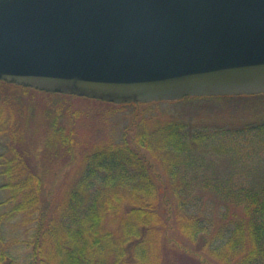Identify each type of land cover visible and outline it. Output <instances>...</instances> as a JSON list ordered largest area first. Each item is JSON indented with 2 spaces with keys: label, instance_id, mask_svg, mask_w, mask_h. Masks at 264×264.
Returning a JSON list of instances; mask_svg holds the SVG:
<instances>
[{
  "label": "trees",
  "instance_id": "1",
  "mask_svg": "<svg viewBox=\"0 0 264 264\" xmlns=\"http://www.w3.org/2000/svg\"><path fill=\"white\" fill-rule=\"evenodd\" d=\"M4 87L27 98H72L0 81V264H174L170 252L185 264H204V249L220 264H264V186H224L225 197L242 208L243 217L220 222L204 215L203 178L186 177L195 167L191 146L211 133L190 134L184 124L159 119L162 123L150 132L154 118L147 119L142 110L162 102L102 103L132 107V118L119 143L108 140L84 157L79 184L54 210L49 187L53 167L47 163L72 155L73 147L83 142L50 109L34 124L2 120V107L23 105L22 96L6 99ZM192 99L215 98L186 100ZM141 123L147 125L143 132ZM32 126L33 134L26 137ZM40 128L43 137L38 136ZM249 131L264 132V123L230 135ZM11 227L25 229L30 238L20 242L11 237ZM169 232L183 240L186 250L170 248ZM18 244L29 248L26 263L15 255Z\"/></svg>",
  "mask_w": 264,
  "mask_h": 264
},
{
  "label": "water",
  "instance_id": "2",
  "mask_svg": "<svg viewBox=\"0 0 264 264\" xmlns=\"http://www.w3.org/2000/svg\"><path fill=\"white\" fill-rule=\"evenodd\" d=\"M0 81L115 105L264 94V0H0Z\"/></svg>",
  "mask_w": 264,
  "mask_h": 264
},
{
  "label": "rangeland",
  "instance_id": "3",
  "mask_svg": "<svg viewBox=\"0 0 264 264\" xmlns=\"http://www.w3.org/2000/svg\"><path fill=\"white\" fill-rule=\"evenodd\" d=\"M4 96L7 97L6 99H19L22 95L18 89L4 87ZM70 97L72 98L62 99L59 96L43 97L39 94H30L28 98L22 96L23 105L20 108L12 104L1 108L2 120L16 118L17 121L20 120V124L26 120H30L32 124L35 119L41 120L45 109H50L54 113L59 112L61 123L75 133L77 141L83 142V145L73 147L72 155L66 153L64 159L59 158L52 164L47 163L53 167L49 187L55 196L54 210L63 203L66 193L72 186L79 184L84 170V157L108 140L119 143L134 110L132 107L115 108L111 106L115 104L98 100ZM222 98L159 102V105L143 109L142 112L147 119L154 118L148 124L150 132L154 131L156 124L162 123L156 121L159 119L184 124L190 134L196 132L212 134L202 144L191 146L195 156H192V160L195 159V167L189 168L186 177L192 181L196 175L203 178L204 215L208 213L209 217L225 222L231 216L242 218L243 211L240 206L234 207L225 197L222 189L224 186L228 183L255 189L258 185L261 188L264 186V132L249 131L241 132L236 136L230 135L232 132L243 131L248 127L264 123V95ZM35 125L37 126V123ZM146 126L141 123L139 131L146 130ZM33 129L34 126L28 130L26 137L33 134ZM224 131L228 134H223ZM43 135L40 128L38 136L43 137ZM153 165L154 173L159 174L161 169ZM197 182L200 183L201 180L198 179ZM199 186L201 187V184ZM9 231L11 237L18 238L20 242L30 238V234H27L23 228L11 227ZM167 236L170 240V248L186 250L183 240L177 238L173 232H169ZM28 253L29 248L25 244H18L15 248V255L22 263L27 262ZM169 255L174 264H185L171 252ZM204 260V264H220L205 249Z\"/></svg>",
  "mask_w": 264,
  "mask_h": 264
}]
</instances>
